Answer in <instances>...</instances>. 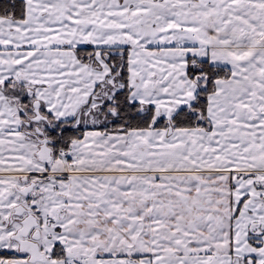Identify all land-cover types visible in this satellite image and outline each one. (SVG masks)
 Here are the masks:
<instances>
[{"label": "snow or ice", "instance_id": "1", "mask_svg": "<svg viewBox=\"0 0 264 264\" xmlns=\"http://www.w3.org/2000/svg\"><path fill=\"white\" fill-rule=\"evenodd\" d=\"M0 264H264V0H0Z\"/></svg>", "mask_w": 264, "mask_h": 264}]
</instances>
